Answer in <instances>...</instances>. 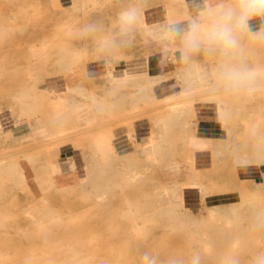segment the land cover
<instances>
[{
  "label": "rangeland",
  "instance_id": "1",
  "mask_svg": "<svg viewBox=\"0 0 264 264\" xmlns=\"http://www.w3.org/2000/svg\"><path fill=\"white\" fill-rule=\"evenodd\" d=\"M57 4V0H50L49 16L27 17V9L32 13L36 2L32 5L26 0H0V264H142L141 257L146 252L158 254L163 264L171 260L191 264L195 254L201 256L202 264H226L232 256H238L241 264H251L256 252L264 250V230L253 227L257 212H264V90L248 100L226 98L227 106L237 112L240 128L235 139L215 154L224 159L217 167L219 171L230 175L225 189H235L234 177L239 169L246 170L245 174L256 168L253 174L260 171L263 180V188L257 194L247 196L241 192L240 201L232 204L230 210L206 205L203 196L207 192L200 176L178 177L158 165H164L165 160L150 161L156 165L143 160L145 170H139L137 161L121 162L104 175L94 170L86 182L77 175H62L66 166L75 169V163L69 160L59 164L55 149L72 143L85 155L88 139L63 136L43 142L26 130V126H38L40 137H46L48 126L64 127L49 133L48 137L54 138L65 135L73 123L71 115L61 121L56 117L55 97L38 99L28 85L29 78L36 75L57 76L59 66L46 65L47 72L37 64L57 56L56 47L44 56H38L36 46L30 48L33 59L26 64V25L49 19L51 46L56 45L59 36L73 40L69 32L74 20L53 16ZM255 53L253 60L264 66V47L255 48ZM81 57L79 61L86 58ZM80 67L82 64H76L62 70L71 79L67 82L75 81L74 72ZM86 107L73 108L76 120L81 119ZM23 113L27 122H17ZM107 115L108 110L104 109L97 118L104 120ZM121 124H130V120L105 125L110 127L104 130ZM18 131L24 133L23 137L15 136ZM95 140L97 144L105 139L98 135ZM192 142L197 147L209 146L208 139L194 137ZM124 163L129 173H139L136 181L124 172ZM181 163L176 162L178 169L193 171V161L190 166ZM194 187L200 188L201 193L192 204L189 194L198 192ZM100 194H105L103 200L99 199ZM212 207L228 213L233 222L229 226L222 221L210 222ZM28 211L37 216V222L26 214ZM201 228L207 229L215 241L212 252L203 245ZM175 237L177 245L173 246L171 238Z\"/></svg>",
  "mask_w": 264,
  "mask_h": 264
},
{
  "label": "crops",
  "instance_id": "2",
  "mask_svg": "<svg viewBox=\"0 0 264 264\" xmlns=\"http://www.w3.org/2000/svg\"><path fill=\"white\" fill-rule=\"evenodd\" d=\"M26 1L32 5L36 2L37 5L32 13L27 9V17L50 15V0ZM57 2L58 9L56 14L52 15L73 18L75 24L72 29L94 19H102L110 29L117 12L134 3L143 4L144 17L148 25H155L166 19L180 18L185 11L184 0H57ZM195 2L196 0H190L192 4ZM253 25L258 27L259 21H253ZM50 32L49 19L41 24L26 25V64L31 63V57L33 59V55L30 57V48L36 46L38 56L39 54L44 56L51 47H56L57 56L37 64H41V68L47 72L49 69L45 67L46 65L57 63L59 66L57 76L36 75L29 78L28 85L33 96L38 99L55 97L56 117L61 121L67 115H71L73 123L65 135L54 138L48 137L49 133L52 130L62 131L64 127L46 126L48 130L46 137H40L38 126H26V130L43 142H50L63 136L88 139L86 143L89 149L85 155L72 143L63 144L55 149V153L59 154V164L69 160L75 163V169L66 166L61 172L62 175L69 177L77 175L86 182L91 180L94 170L98 169L104 175L109 168L121 162L137 161L139 170L142 168L145 170L146 164L142 165L143 160L144 162L165 160L164 165L151 162L149 164L163 166L165 170L178 177L191 176L194 179L200 176L203 188L207 192L203 196L206 205H216L224 210H230L232 204L240 201L241 192L253 196L263 188L260 171L253 174L255 168L245 174L246 170L239 169L237 176L234 177L235 189H225V181L230 175L219 171L217 167L223 164L224 159L215 154L227 142L234 140L239 132L236 110L227 106L226 98L211 94L204 85L188 84L181 80L179 65L168 64L162 68L158 49L142 36L137 37L134 46L129 48L118 62L108 65L98 58L91 43L88 44L87 50L83 51L79 42L67 40L63 35L59 36L56 45L51 46ZM257 47L264 46H255ZM82 55L86 58L79 61ZM200 59L210 62L207 57ZM252 62L261 64V61ZM76 64H82V67L75 70L73 75L75 81L67 82L71 79L66 78L62 70L65 71ZM85 104L87 107L81 111V119L76 120L73 108ZM104 109L108 110V115L104 120H98L97 116ZM10 115L14 117L11 110ZM125 119L130 120V124H121L104 130L105 127H110L105 125L119 123ZM87 122H90L88 126ZM22 134H24L22 131H18L15 136L21 138ZM98 135L105 140L96 144L95 139ZM194 137L208 139L209 146H195L192 142ZM177 161H181V165L185 166H190L193 161V171L192 168L185 167L178 169ZM196 189L197 193L189 194L193 200L192 204L195 202L194 198L201 193L200 188ZM177 240V237L171 238L173 242L171 245L176 246ZM173 254L170 253L171 256Z\"/></svg>",
  "mask_w": 264,
  "mask_h": 264
},
{
  "label": "clouds",
  "instance_id": "3",
  "mask_svg": "<svg viewBox=\"0 0 264 264\" xmlns=\"http://www.w3.org/2000/svg\"><path fill=\"white\" fill-rule=\"evenodd\" d=\"M180 18L148 25L142 3L117 12L109 29L102 19H94L70 30L69 36L86 51L91 43L105 64L118 62L138 36L158 49L160 66H180L185 83L204 85L211 94L248 100L264 90V66L254 64L255 46H264V0H184ZM253 21H259L254 26ZM201 57L209 58L206 62ZM254 229L264 230V212H257ZM142 264H163L158 254L144 253ZM169 264H184L171 260ZM191 264H202L195 254ZM226 264H241L238 256ZM251 264H264V250L257 251Z\"/></svg>",
  "mask_w": 264,
  "mask_h": 264
},
{
  "label": "bare ground",
  "instance_id": "4",
  "mask_svg": "<svg viewBox=\"0 0 264 264\" xmlns=\"http://www.w3.org/2000/svg\"><path fill=\"white\" fill-rule=\"evenodd\" d=\"M0 30H2V29L0 28ZM25 114L26 113H23L21 116H19L17 118V122H22V123L27 122L28 119L25 117ZM4 165H6V164H4ZM124 172H126L127 174H129V178L132 181H136L139 178V176H140L137 171L136 172H133V173H129L128 170H127V167L125 165H124ZM174 196H175V201L178 204L179 203V196L177 194L174 195ZM98 197H99V199L103 200L105 198V194H100ZM233 213H235V210L234 209H233ZM26 214L30 218H32L35 222H37V220H36L37 216L32 211H28ZM203 220L204 219L202 218L201 219V222H203ZM209 221L210 222L222 221V222H224V224L226 226H229L233 222V218L228 213H225L224 211L220 210L218 207H212V208L209 209ZM201 227H203V225ZM200 230H201L200 233L203 235L201 237H204L203 238V245H204L205 249L208 252H212L213 249H214V247H215V241L212 239L211 236H209V234L207 232V229L201 228Z\"/></svg>",
  "mask_w": 264,
  "mask_h": 264
}]
</instances>
